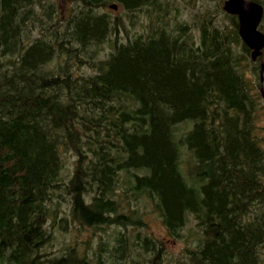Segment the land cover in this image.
I'll use <instances>...</instances> for the list:
<instances>
[{
  "label": "trees",
  "instance_id": "obj_1",
  "mask_svg": "<svg viewBox=\"0 0 264 264\" xmlns=\"http://www.w3.org/2000/svg\"><path fill=\"white\" fill-rule=\"evenodd\" d=\"M222 14L197 41L173 0H0V264H262L264 102ZM148 206L173 240L196 221L177 262Z\"/></svg>",
  "mask_w": 264,
  "mask_h": 264
},
{
  "label": "rangeland",
  "instance_id": "obj_2",
  "mask_svg": "<svg viewBox=\"0 0 264 264\" xmlns=\"http://www.w3.org/2000/svg\"><path fill=\"white\" fill-rule=\"evenodd\" d=\"M57 1L61 2L63 0H57ZM186 1H188L189 5H190L189 7L185 3ZM206 1L207 0H173V3L181 7V11L186 14L185 15L186 19H191V26L193 24L195 26H197L195 21L199 17L196 15L195 16H193V15H194L195 11L196 10L199 11V9H200V12L212 13L216 19L217 18L219 19V17L222 18V16H224L227 19V21H230L226 15L222 14L224 1L216 0L218 2L220 1L219 3L217 2V7H216V3L212 6L204 5V2H206ZM258 1L264 5V0H258ZM218 4L220 7H218ZM122 16L124 19H126L129 22V20L127 19V16L124 12L122 13ZM142 20L143 19H141V21ZM134 27H137V24L129 26V28L131 30H133ZM192 28L195 29L193 31V33H194V37L198 41V38L200 37L199 27L198 26L197 27L192 26ZM261 30L264 32V20L261 24ZM121 36H125V32H123V34ZM108 47H110L109 43H107L105 49H108ZM241 51H243V52H239L240 57H241V70L244 73L247 80L251 82V84L253 85V88L259 89L258 84L260 83V78H259L260 64L262 61H264V55L261 56L260 60L255 63L251 60L250 52L249 53L245 52L242 48H241ZM243 53L245 54V56H247L245 61H244ZM73 68L75 70H77V67H73ZM82 69H84V68H82ZM257 72H258V74H257ZM257 86H258V88H257ZM261 101L263 102V100H261ZM190 124H191L190 122L188 124L187 123L180 124L178 126L177 132L182 133L183 131H185L187 129V127ZM258 125L260 127V130H259L260 135L264 138V110H262V109L258 112ZM76 158L77 157L71 151L70 152L63 151V160H64V169L62 172L63 173V181L66 182L70 178V176L73 172L74 166H75ZM186 168H187V166L184 164L183 170L185 173H186V171H188V169H186ZM64 195H67V194H64ZM66 198L68 200V197H66ZM60 206H61L60 215H62V212L64 210L68 209L67 208L68 203L65 202L63 199H61ZM145 212L146 213L144 216V220H145V223L147 225L146 229L150 233H152L156 238L166 241L168 252H169L170 262H177L182 251H184L186 247L194 246L197 243L196 221L194 220L192 215L188 216V218H190V221L188 222V224L184 228V231H183L184 238L182 240H173V238L168 236L166 228H165L159 214L154 210V208H151L150 206H148L147 208H145ZM113 228H114V226L109 227V228L106 226H99L98 228H88L86 230L82 229V231L76 232V236L79 240H85L91 235L96 239V238H98V235H103V236L107 235ZM143 230L145 231V229H143ZM62 241L63 240L60 238V242H55L53 249H57V247L62 243ZM262 264H264V260H263Z\"/></svg>",
  "mask_w": 264,
  "mask_h": 264
},
{
  "label": "water",
  "instance_id": "obj_3",
  "mask_svg": "<svg viewBox=\"0 0 264 264\" xmlns=\"http://www.w3.org/2000/svg\"><path fill=\"white\" fill-rule=\"evenodd\" d=\"M111 7L117 9L118 6L113 4ZM224 10L238 16L239 33L243 41L251 48L252 59L257 60L264 48V34L258 29L264 15V7L253 0H226ZM260 81L264 99V62L260 67Z\"/></svg>",
  "mask_w": 264,
  "mask_h": 264
},
{
  "label": "bare ground",
  "instance_id": "obj_4",
  "mask_svg": "<svg viewBox=\"0 0 264 264\" xmlns=\"http://www.w3.org/2000/svg\"><path fill=\"white\" fill-rule=\"evenodd\" d=\"M193 240H194V239H193ZM205 241H206V240H205ZM205 241H204V242H205Z\"/></svg>",
  "mask_w": 264,
  "mask_h": 264
}]
</instances>
